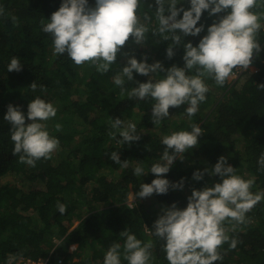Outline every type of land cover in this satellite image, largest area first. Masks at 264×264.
Wrapping results in <instances>:
<instances>
[{
  "label": "trees",
  "instance_id": "16d2710c",
  "mask_svg": "<svg viewBox=\"0 0 264 264\" xmlns=\"http://www.w3.org/2000/svg\"><path fill=\"white\" fill-rule=\"evenodd\" d=\"M61 3L62 0H0L4 10L0 15V180H21V185L0 181V264L46 258L54 264L60 257L73 264H103L113 243H119L123 252L125 238L120 233L126 229L142 242L153 241L150 264H168L162 251L163 241L150 234L161 209L175 203L183 210L193 189L222 182L209 175L196 181L194 172L211 169L224 156L237 175L255 178L253 193L264 192V171L258 164L264 153V89L259 87L264 85V27L257 37L261 51L253 57L255 72L243 70L223 87L206 78V100L191 119L185 113L188 105H182L170 108L169 117L154 125V101L130 99L126 93L121 96L113 78L125 64L124 52H130L138 61L147 57L150 65L160 62L165 69L173 65L183 68V46H177L174 57L168 59L166 49L171 41H163L150 31L143 46L130 39L105 74L87 65L75 66L66 54H53L51 37L41 27V20H49ZM88 4L94 7L95 0H88ZM148 5H152L149 14L153 20L148 25L152 29L158 26L155 0H141L139 12L149 11ZM177 7L188 10L189 0H181ZM254 11L264 14V7ZM224 14L210 17L204 12L197 24H203L204 31L196 37H185L184 43L197 46L207 35V28ZM12 16L18 18V24H13ZM260 23L264 25V20ZM13 57L20 59V72L7 70ZM240 71L236 69L234 73ZM152 78L162 79L164 73L153 74ZM148 79L134 73L132 82L125 78L124 87L131 90L138 86L137 82L146 83ZM34 82L36 91L30 88ZM41 86L46 91H41ZM46 93H51L57 102V115L46 122L47 130L60 145L51 159H41L31 167L12 155L11 125L4 116L12 105L19 107L27 119L28 104L36 97L44 99ZM116 118L125 125L134 123L140 139L117 143L122 138L109 135L113 131L111 122ZM56 124L62 126L60 131L55 130ZM192 124L203 130L198 145L184 154L183 161H174L169 173L162 177L171 183L183 179V189H169L165 195L153 194L138 198L133 206L127 205L129 193L139 192L141 184H150L156 178L149 170L153 163L160 162L162 138L176 131H191ZM114 151L119 153L121 162L129 161L127 168L110 159ZM138 163L145 169L144 176L133 174ZM41 180V187L34 186ZM58 202L66 205L63 215L58 211ZM246 215L249 222L229 233L238 241L236 248L223 245L224 258L215 264H264V200ZM121 264H128L123 256Z\"/></svg>",
  "mask_w": 264,
  "mask_h": 264
},
{
  "label": "clouds",
  "instance_id": "9594fccd",
  "mask_svg": "<svg viewBox=\"0 0 264 264\" xmlns=\"http://www.w3.org/2000/svg\"><path fill=\"white\" fill-rule=\"evenodd\" d=\"M181 0H155V22L158 25L150 29L153 16L149 11L140 13L141 0H95V6H89L88 0H62L59 9L51 14L49 20H41L42 31L52 40L54 55H67L75 66H89L100 74H105L116 63L117 56L131 41L143 46L149 32L163 41H171L166 49V57L172 59L174 49L183 46L184 67L173 65L165 69L160 62L146 63L147 57L138 61L130 52H124L125 64L114 76V84L120 88L121 96L127 94L130 99L154 101L152 120L159 125L169 117L170 108L188 105L185 113L191 119L199 104L206 100L209 91L205 79H211L217 86L223 87L235 75L234 70H248L253 57L261 51L258 33L264 25V14H257L254 9L264 7V0H189L190 7L185 10L177 7ZM219 16L207 28V35L200 39L197 46L184 43L188 36L196 37L204 31L200 22L202 14ZM182 13V18L178 17ZM4 10L0 8V15ZM14 25L18 18L11 17ZM8 72H20L22 65L18 57H13L8 65ZM194 71V75L189 73ZM163 72L164 78L154 80L153 74ZM149 77L146 83L137 82L138 86L126 90V80L133 81V74ZM126 78V80H125ZM264 89V85H259ZM32 91L37 84L30 85ZM41 91L46 89L41 86ZM57 109L52 103L40 97L33 99L25 114L19 107L9 105L4 120L11 125L10 139L14 143L13 156L18 162L35 167L41 159L49 160L58 150L60 141L50 135L47 121L55 118ZM62 126L55 125L60 131ZM113 131L109 135L122 139L117 143H133L140 139L136 135V125L116 118L111 122ZM203 130L196 124L191 131H176L165 135L161 143L164 146L160 162L153 163L150 173L156 178L150 184H141L140 191L129 193V200L146 199L153 194L165 195L169 189L182 190L184 180L171 183L162 178L169 173L174 161H183L189 149H195ZM110 159L123 168L129 161L121 162L119 153L112 152ZM260 170L264 171V153L259 156ZM135 176L145 175V169L137 164L133 170ZM205 175L219 177L222 182L203 189H193L187 198V207L183 210L173 203L152 225L150 234L163 241L162 251L168 264H215L223 260L222 248L228 244L235 249L238 241L230 237L237 227L248 223L249 213L264 200V192L253 193L251 189L255 178L244 179L236 174V169L221 156L217 163L203 172L197 170L193 179L200 181ZM60 214L66 212V205L57 203ZM226 225L230 226L227 227ZM124 239L121 245L113 243L107 250L103 264H121V256L128 264H150L153 241L142 242L126 229L120 233ZM75 247V245L73 246Z\"/></svg>",
  "mask_w": 264,
  "mask_h": 264
},
{
  "label": "rangeland",
  "instance_id": "374dc122",
  "mask_svg": "<svg viewBox=\"0 0 264 264\" xmlns=\"http://www.w3.org/2000/svg\"><path fill=\"white\" fill-rule=\"evenodd\" d=\"M250 72H255L257 69H256V67L253 65V64H251V66H250V68L248 69ZM243 71V69H241V71L238 73V74H235L233 77H231L228 81H234L235 79H237V77L239 76V74L241 73ZM75 83H76V81H75ZM44 100L46 101V102H50V103H52L53 104V106L56 108V104H57V102H56V100H55V98H51V93H46V96H45V98H44ZM26 121L28 122V123H31V121H28L27 119H26ZM27 125V124H26ZM53 154H55V152L53 153ZM1 182H6V181H9V182H13V183H16V184H18V185H21V180L19 181V179L17 180V179H13L12 177H9V178H7V180L6 179H4V178H2L1 180H0ZM42 181L43 180H41V181H39V182H37L34 186H37V187H41L43 184H42ZM34 186L32 187V188H34ZM128 197H129V195H128ZM138 201V199H136V200H129V198L127 199V201H126V204L127 205H129V206H133V205H135L136 204V202ZM138 203V202H137ZM87 216V215H86ZM78 223H79V221H77L75 224H74V226L72 227V229L73 228H75L77 225H78ZM56 244H58V242H56ZM75 247H76V245H75ZM71 249V251L74 249V247L72 246V248H70Z\"/></svg>",
  "mask_w": 264,
  "mask_h": 264
},
{
  "label": "built area",
  "instance_id": "2783aa9c",
  "mask_svg": "<svg viewBox=\"0 0 264 264\" xmlns=\"http://www.w3.org/2000/svg\"><path fill=\"white\" fill-rule=\"evenodd\" d=\"M74 262L66 261L63 257H60L56 260L54 264H73ZM13 264H49V258L39 259L32 261L30 259H20Z\"/></svg>",
  "mask_w": 264,
  "mask_h": 264
}]
</instances>
